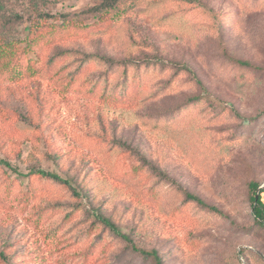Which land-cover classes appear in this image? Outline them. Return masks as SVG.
<instances>
[{
    "label": "rangeland",
    "instance_id": "obj_1",
    "mask_svg": "<svg viewBox=\"0 0 264 264\" xmlns=\"http://www.w3.org/2000/svg\"><path fill=\"white\" fill-rule=\"evenodd\" d=\"M42 1L53 14L98 2ZM121 1L129 9L112 20L37 44L31 69L20 59L14 75L0 73V159L56 173L81 194L0 168V264H154L93 209L163 264H264L249 189L264 204V0ZM128 59L141 66L126 85L107 61Z\"/></svg>",
    "mask_w": 264,
    "mask_h": 264
},
{
    "label": "trees",
    "instance_id": "obj_2",
    "mask_svg": "<svg viewBox=\"0 0 264 264\" xmlns=\"http://www.w3.org/2000/svg\"><path fill=\"white\" fill-rule=\"evenodd\" d=\"M26 5L27 6L22 5V9L19 11L9 10L5 7L4 2L0 0V73L14 75L20 59H26L27 69H31L34 58L30 55L34 53V47L37 44L42 43L47 45L53 42L56 44L58 40H67L65 37L68 35L74 34L77 31H84L89 27H96L101 23L112 20L113 16L121 14L122 11L126 12L129 9L127 6L120 8L123 5V1L121 0H98L97 4L95 3L94 6L87 10L73 14L69 12H56L53 14L49 10L41 9L40 7L44 5L42 0L40 2L39 0H28ZM23 25V30L15 33V29ZM67 54V51H60L52 56L49 61L52 63ZM91 60L101 61L102 59L97 56L87 55L84 57L85 62ZM107 63L110 68L122 69L124 84L126 83V85L128 83V70L140 68L141 66L131 59L123 61L108 60ZM142 65L150 66L151 64L145 62ZM197 83L198 85L200 84L199 82ZM126 149L131 151L128 147H126ZM141 161L144 168H148V171L151 172L155 178L164 182L169 181L166 174L162 173L145 158H141ZM0 168L13 172L19 178L34 176L52 181L67 188L73 196H81L69 180L61 178L56 173L35 168L30 170L27 174H23L8 161L3 159H0ZM176 189L182 194L184 201L187 203L195 204L202 210H207L208 212L222 216V212H220L215 206L207 204L200 197L189 193L181 186H177ZM249 189L252 192L250 198L252 214L257 221L261 222L260 226H263L264 204L261 202L259 194L256 193L257 184L251 183ZM91 216L96 224L108 231L117 243L124 244L131 253L146 259H151L154 264H163V261L156 250L147 251L137 247L128 234L124 233L118 225H116L111 219L102 215L98 210L93 209ZM0 260L7 262V256L2 251H0Z\"/></svg>",
    "mask_w": 264,
    "mask_h": 264
}]
</instances>
